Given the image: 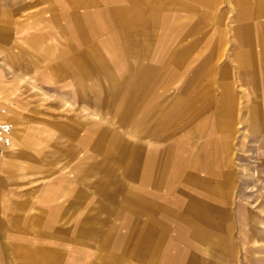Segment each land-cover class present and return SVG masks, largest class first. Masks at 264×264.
Returning a JSON list of instances; mask_svg holds the SVG:
<instances>
[{
    "label": "rangeland",
    "instance_id": "1",
    "mask_svg": "<svg viewBox=\"0 0 264 264\" xmlns=\"http://www.w3.org/2000/svg\"><path fill=\"white\" fill-rule=\"evenodd\" d=\"M0 110V264H264V0H0Z\"/></svg>",
    "mask_w": 264,
    "mask_h": 264
},
{
    "label": "built area",
    "instance_id": "2",
    "mask_svg": "<svg viewBox=\"0 0 264 264\" xmlns=\"http://www.w3.org/2000/svg\"><path fill=\"white\" fill-rule=\"evenodd\" d=\"M3 115L4 113L0 110V170L6 152L14 144V126Z\"/></svg>",
    "mask_w": 264,
    "mask_h": 264
},
{
    "label": "crops",
    "instance_id": "3",
    "mask_svg": "<svg viewBox=\"0 0 264 264\" xmlns=\"http://www.w3.org/2000/svg\"><path fill=\"white\" fill-rule=\"evenodd\" d=\"M9 150H11V149H9ZM13 150H15V149H13ZM255 236L257 237V236H259V234H256V235H254V236L250 234L249 237H248V239L250 240L251 238H253V237H255Z\"/></svg>",
    "mask_w": 264,
    "mask_h": 264
}]
</instances>
